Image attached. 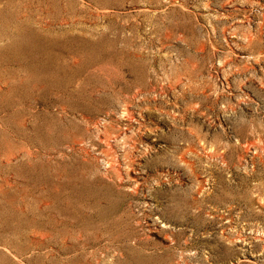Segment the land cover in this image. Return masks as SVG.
<instances>
[{
    "label": "rangeland",
    "instance_id": "374dc122",
    "mask_svg": "<svg viewBox=\"0 0 264 264\" xmlns=\"http://www.w3.org/2000/svg\"><path fill=\"white\" fill-rule=\"evenodd\" d=\"M0 264H264V0H0Z\"/></svg>",
    "mask_w": 264,
    "mask_h": 264
}]
</instances>
